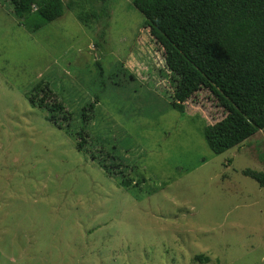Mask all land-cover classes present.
Segmentation results:
<instances>
[{
	"label": "rangeland",
	"instance_id": "rangeland-1",
	"mask_svg": "<svg viewBox=\"0 0 264 264\" xmlns=\"http://www.w3.org/2000/svg\"><path fill=\"white\" fill-rule=\"evenodd\" d=\"M109 8L103 35L68 9L31 32L0 0V264H264V186L242 173L264 171V129L213 153L202 127L224 116L216 98L200 89L172 109L143 15ZM41 78L69 110L98 98L92 139L142 183L119 186L30 105Z\"/></svg>",
	"mask_w": 264,
	"mask_h": 264
},
{
	"label": "trees",
	"instance_id": "trees-1",
	"mask_svg": "<svg viewBox=\"0 0 264 264\" xmlns=\"http://www.w3.org/2000/svg\"><path fill=\"white\" fill-rule=\"evenodd\" d=\"M8 1L15 17L31 32L68 9L86 27L101 24L103 35L110 17L109 0ZM131 3L143 15V27L162 48L173 86L170 107L184 114L187 99L200 89H208L223 108L221 119L202 127L204 141L213 153L220 154L264 129V0ZM27 98L76 140L79 151L89 153L108 175L117 177L119 186L128 189L144 181L129 176L132 168L114 144L92 139L89 126L97 97L77 111L69 110L41 78L29 88ZM242 173L264 186V171L244 169Z\"/></svg>",
	"mask_w": 264,
	"mask_h": 264
}]
</instances>
